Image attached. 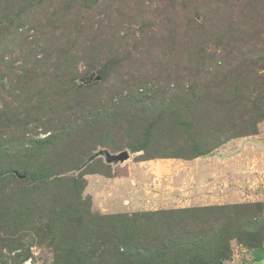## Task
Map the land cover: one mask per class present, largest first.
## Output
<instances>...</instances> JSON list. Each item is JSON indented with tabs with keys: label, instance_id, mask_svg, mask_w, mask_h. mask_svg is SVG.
<instances>
[{
	"label": "rangeland",
	"instance_id": "rangeland-1",
	"mask_svg": "<svg viewBox=\"0 0 264 264\" xmlns=\"http://www.w3.org/2000/svg\"><path fill=\"white\" fill-rule=\"evenodd\" d=\"M260 94L264 0H0V264H263Z\"/></svg>",
	"mask_w": 264,
	"mask_h": 264
},
{
	"label": "trees",
	"instance_id": "trees-1",
	"mask_svg": "<svg viewBox=\"0 0 264 264\" xmlns=\"http://www.w3.org/2000/svg\"><path fill=\"white\" fill-rule=\"evenodd\" d=\"M255 29V28H254ZM223 32H225V31H223ZM226 34H228V33H231L232 35H235L237 38H242V39H244V38H246V37H252L251 39H254V38H258V39H261V35H262V33H261V30H259V29H256V30H254V31H251V29H246V28H242V27H237V28H235V27H233V28H231L230 29V31L229 32H225ZM257 49V51H259V49L260 48H256ZM240 68H242V70H243V74L246 76V78L248 77V76H250V75H252V74H254L255 73V68L254 69H250V68H248L247 70H244V68H245V65H243V63L242 62H240V64L238 65V69H240ZM242 74L241 73H239L238 74V76H241ZM223 79L221 80V82L218 84L217 83V88L218 89H220L221 88V86H220V84L223 86V85H225L226 83H227V81H225V79H227L226 78V76L224 77H222ZM247 80L248 79H243V80H241V81H239L238 82V84H237V88H234V92H235V97H234V101H236L237 103H241V101H242V99H245V97L244 96H242V90L244 89V90H247L252 84L251 83H249V82H247ZM255 98V100H259V101H262V102H258L259 104H263L264 105V95H262V94H260L258 97H254ZM252 102H255L254 100H251ZM259 117L260 118H264V110H259ZM255 127V126H254ZM255 128H253L251 131L253 132V131H255L254 130ZM225 138H223V140H224ZM222 140V141H223ZM204 152H200V154H203ZM208 239V238H207ZM209 240V239H208ZM249 241H252V240H249ZM225 253L226 252H223L222 253V255L224 256L225 255ZM225 257V256H224ZM264 258V256H263V254H262V252H260L259 251V249H258V247H256L255 248V259L257 260V261H261L262 259ZM201 264H223V260L222 259H217L216 257L215 258H213V260H212V262H210V261H208V260H206V259H204L203 258V260H202V263Z\"/></svg>",
	"mask_w": 264,
	"mask_h": 264
},
{
	"label": "water",
	"instance_id": "water-1",
	"mask_svg": "<svg viewBox=\"0 0 264 264\" xmlns=\"http://www.w3.org/2000/svg\"><path fill=\"white\" fill-rule=\"evenodd\" d=\"M101 76H97L96 79H100ZM99 154H104L108 162H119V161H124L126 158L129 157V152L127 150H124L120 153L114 154L109 152L107 149L101 150L97 153Z\"/></svg>",
	"mask_w": 264,
	"mask_h": 264
},
{
	"label": "crops",
	"instance_id": "crops-1",
	"mask_svg": "<svg viewBox=\"0 0 264 264\" xmlns=\"http://www.w3.org/2000/svg\"><path fill=\"white\" fill-rule=\"evenodd\" d=\"M263 260V259H262ZM262 263L264 264V260L262 261Z\"/></svg>",
	"mask_w": 264,
	"mask_h": 264
}]
</instances>
